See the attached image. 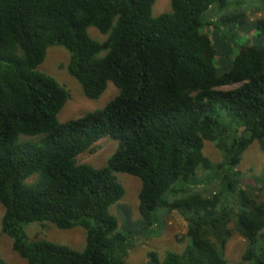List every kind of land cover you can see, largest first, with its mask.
Returning a JSON list of instances; mask_svg holds the SVG:
<instances>
[{"label":"trees","instance_id":"trees-1","mask_svg":"<svg viewBox=\"0 0 264 264\" xmlns=\"http://www.w3.org/2000/svg\"><path fill=\"white\" fill-rule=\"evenodd\" d=\"M156 1L0 0V238L28 264H126L136 227L112 212L126 194L116 174L142 182L144 232L157 214L187 222L185 250L152 252L149 264H231L235 234L247 243L237 264H264V171L246 180L239 169L251 146L264 154V43L234 56L244 0H171L172 12L154 17ZM250 27L262 38L264 17ZM52 47L68 51L85 97L98 100L109 83L119 94L59 123L70 94L39 70ZM104 138L118 143L107 165L81 164ZM208 143L221 161L207 157ZM32 223L81 227L86 247L30 243Z\"/></svg>","mask_w":264,"mask_h":264},{"label":"rangeland","instance_id":"rangeland-1","mask_svg":"<svg viewBox=\"0 0 264 264\" xmlns=\"http://www.w3.org/2000/svg\"><path fill=\"white\" fill-rule=\"evenodd\" d=\"M234 3V0H229ZM236 1V0H235ZM243 10L247 11L245 26L238 32L237 47L234 50V56L239 49L249 41L251 44L264 43V36L254 40L253 22L260 17H264V0H244ZM237 11L236 6H232L230 12ZM172 12L171 0H157L153 8V16L159 17ZM91 38L99 43H103L107 37L99 33L95 28L89 29ZM238 48V49H237ZM70 55L62 47H52L48 50L45 62L39 70L48 76L54 78L58 83L64 86L70 94V99L58 116V122L63 124L71 120L83 117L87 113L96 112L104 109L118 94L119 89L109 83L106 92L98 100H90L85 97L83 89L79 82L72 78L67 65ZM36 138H20V143H38ZM99 150L96 154L86 153L80 157L81 164H90L95 168H103L108 160L116 152L118 143L111 138H104L98 144ZM205 153L213 162L221 161V156L215 147L211 144L206 145ZM239 169L250 180L253 176L261 175L264 171V154L257 144L251 146L244 155ZM119 182L123 185L126 194L124 199L112 208V212L119 218L121 226H125V218H130L131 224L135 225L136 233L132 241L133 247H130L126 264H149V255L156 252L159 259H162L166 252L181 253L187 246V241L179 242L187 233V222L179 213H171L169 216L157 214L158 222L152 230L144 232L142 230L141 218L139 214V194L142 189L140 179L127 175L116 174ZM34 178L30 179L33 181ZM5 213L4 207L0 203V231L2 229V219ZM134 230V229H133ZM145 233H148L145 235ZM25 234L28 242L47 241L57 245L66 246L77 252H83L86 247V231L77 227L71 230H60L49 223H32L25 226ZM13 241L8 235H2L0 238V259L5 264H28L12 248ZM247 249L246 241L235 234L227 247L226 257L231 264H237L241 261Z\"/></svg>","mask_w":264,"mask_h":264}]
</instances>
